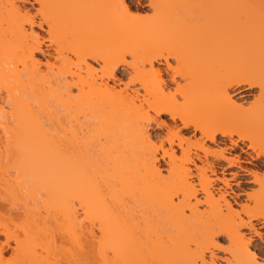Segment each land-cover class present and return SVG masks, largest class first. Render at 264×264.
Wrapping results in <instances>:
<instances>
[{"label":"bare ground","instance_id":"1","mask_svg":"<svg viewBox=\"0 0 264 264\" xmlns=\"http://www.w3.org/2000/svg\"><path fill=\"white\" fill-rule=\"evenodd\" d=\"M255 1L148 0L144 14L142 0H0V159L24 158L29 191L45 192L56 264H264V160L249 169L226 154L264 159ZM44 25L47 36L34 31ZM62 111L74 127L47 130L42 117ZM152 124L165 136L154 141ZM227 174L259 190L240 205L215 196ZM0 236L3 264L7 228Z\"/></svg>","mask_w":264,"mask_h":264},{"label":"rangeland","instance_id":"2","mask_svg":"<svg viewBox=\"0 0 264 264\" xmlns=\"http://www.w3.org/2000/svg\"><path fill=\"white\" fill-rule=\"evenodd\" d=\"M128 1H131V0H128ZM142 2H143L142 4L143 6L139 8L140 12L144 14L146 12L151 13L152 10L147 6L148 0H142ZM262 2L263 1H261V3ZM261 3H258L255 1V4L253 3L252 5H250V7L252 8L250 11V15H249L250 17L247 18L249 20L246 19L247 22L249 21L247 26H249L251 30H252V27L253 29L258 27L257 29L254 30L255 34H258V32L256 31H259L258 29L260 27H261L260 29L262 30L264 29V4H263L264 2L262 4ZM28 7L30 8V6ZM36 8H37V5H36ZM245 18L246 17H244V19ZM44 27H45V30L39 29L38 27H34V31L42 36H47L46 34L47 27L45 25ZM26 28L29 29L30 27L26 25ZM263 31L260 30V32H263ZM250 33L252 34L253 32L250 31ZM260 34L256 35V37L254 34H252L253 36L251 35L253 37L252 41L254 40V37L255 39H257L256 41L254 40L255 43L253 42L254 44L253 48L255 47L263 51L264 50V33L263 35L262 34L260 35ZM245 35L248 36L247 34ZM246 38H247L246 39L247 41L251 39L248 37ZM173 46L167 47L166 49L171 50ZM36 56L43 63H45V60L43 59L41 55L36 54ZM128 60H131V58L128 57ZM169 61L174 68L182 69V66L176 63L174 59L171 58ZM42 67L45 69V66H42ZM161 67L163 69H166V66L164 65H161ZM198 67L199 66H197V68ZM199 68L197 69L198 71H199ZM194 69H196V67H194ZM164 77L166 79L170 78L169 75L166 73L164 74ZM129 79H130L129 75L124 76V82H128ZM177 79L179 80L180 77H177ZM183 80L180 79L179 82L182 83ZM135 87L137 88L138 85L136 84ZM242 93L243 94L251 93L250 95L244 96V99L246 100L245 102L246 106H250V103L254 102L255 98L259 96V91L256 88H254L252 91L247 90ZM240 96H241L240 93L235 92L234 98H238ZM180 99L181 97H178V100ZM53 109H55V107ZM262 109L263 107L254 106L250 110L249 113L257 114ZM6 110H8V108H6ZM161 117H163L164 119H169L167 115H162ZM167 121L170 122L169 120ZM41 122L45 126V128L46 129L48 128L47 130L51 132H53L54 130L63 131V129H69L70 126L74 127L73 122H72V125L69 124L70 121L65 118L63 111L61 112V114L58 115L57 118L56 117L49 118L48 116L44 115L42 117ZM149 133L152 135V139L154 141H156V138L154 137L155 134H158L162 137L165 136V130L153 124H152V128L149 129ZM239 145L241 147H244L247 150L245 145L243 144H239ZM0 146H4V144L0 143ZM227 151L228 152L226 154H228L229 156H231L232 154H240L242 161L244 160L243 166L248 167L249 169H255L254 164H257L260 161L264 160L262 157H260L259 159H255L254 154H251L252 153L251 151H248L247 153H242L237 146L234 147V149L228 148ZM249 153L251 156L248 155ZM3 156L4 158L2 157L0 159V227L7 228L8 233H9L10 245H11V248L5 251L4 253V259H3L4 263L3 264H56L57 259H58V254H57L58 252H57L56 247L57 245H59L58 244L59 237L57 235L58 224L56 222L59 220H55L56 215L53 212V209L50 207V204L48 202H45V200L47 201L48 198H46L45 196L46 194H44L45 192L43 190L39 192L40 189L38 188L37 191L35 190V192L29 191V189L33 185L31 184L32 180L30 179L29 173L24 172V171L20 173V171L19 172L17 171L19 169V164L21 166V163H22V161H19V160H24V158L19 157L17 159H10V158L6 159L5 155ZM263 168L264 167H262V169ZM238 171L239 170L237 168H232L229 170V172L231 173H236ZM240 173L243 174L244 172H240ZM225 177H227L228 179V183H229L228 188L224 186L221 182L216 181L214 183L215 187H213L215 192L213 191V193H215V196H217L216 193L226 190V192H228V194H226V198L230 202H232V204H235L234 203L235 201L236 203H239V205L242 204V202H244V199H246L244 192L251 193L252 190L253 191L259 190V187L257 184L250 182L253 179L249 175H240V176H235L232 178L230 174H227ZM235 182L236 184H234ZM223 188H226V189H223ZM231 191H233L234 193ZM240 192H242L243 194H240ZM199 197L201 198L200 195ZM234 206L239 208L237 204ZM203 209L204 208H200V210H203ZM29 229H31L30 230L31 233L29 234H32L30 235L31 236L30 240H29V234H28V232H30ZM35 229L38 231L37 234L35 233L36 232ZM33 235L34 237H32ZM24 239L25 241L29 240V242L27 241V243H29V245L27 244L28 248L26 247V249L23 252L15 250L16 241L17 240L22 241ZM256 240H257L256 243H260L258 239ZM0 241L5 242L6 237L0 236ZM218 253L219 255L223 256L222 253L220 252Z\"/></svg>","mask_w":264,"mask_h":264},{"label":"flooded vegetation","instance_id":"3","mask_svg":"<svg viewBox=\"0 0 264 264\" xmlns=\"http://www.w3.org/2000/svg\"><path fill=\"white\" fill-rule=\"evenodd\" d=\"M244 181H246V180H244ZM234 184H236V182L234 183ZM231 192H233V191H231ZM234 193V192H233ZM240 194H243L242 192H240Z\"/></svg>","mask_w":264,"mask_h":264}]
</instances>
